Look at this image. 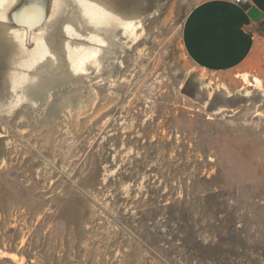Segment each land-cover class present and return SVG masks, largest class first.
Instances as JSON below:
<instances>
[{
	"label": "rangeland",
	"instance_id": "1",
	"mask_svg": "<svg viewBox=\"0 0 264 264\" xmlns=\"http://www.w3.org/2000/svg\"><path fill=\"white\" fill-rule=\"evenodd\" d=\"M111 1L104 46L82 2L0 0V264H264V53L198 70L201 0Z\"/></svg>",
	"mask_w": 264,
	"mask_h": 264
},
{
	"label": "crops",
	"instance_id": "2",
	"mask_svg": "<svg viewBox=\"0 0 264 264\" xmlns=\"http://www.w3.org/2000/svg\"><path fill=\"white\" fill-rule=\"evenodd\" d=\"M182 46L198 70L221 74L252 68L264 53V0H201L185 17Z\"/></svg>",
	"mask_w": 264,
	"mask_h": 264
},
{
	"label": "bare ground",
	"instance_id": "3",
	"mask_svg": "<svg viewBox=\"0 0 264 264\" xmlns=\"http://www.w3.org/2000/svg\"><path fill=\"white\" fill-rule=\"evenodd\" d=\"M82 2V10L85 14V21H88V25L87 26H92L94 25H100L101 26V34L100 35V42L104 45L107 46L108 45V41L106 40V36L108 35V31L111 29L113 30L114 28H116L117 25H121L125 28V30H129L131 29V21L129 19H126L124 17H122L121 14L116 13L113 10V6L114 4L112 3L111 0H69V4L73 7H77L78 4H80ZM34 4L31 3V5L26 6L25 8H32V7H38V4H35V6H33ZM25 8L22 10V12L19 14V16L17 15V20L19 22H25L26 25L31 26L32 24H34V20L38 19L36 18L37 16L30 17L27 16V14H24V12H26ZM41 11V9H40ZM34 15V14H33ZM124 21V23H123ZM92 23V24H91ZM106 26V27H105ZM107 28V29H104ZM24 38L25 36L28 34V30H24ZM125 32V31H124ZM26 39V38H25ZM88 42H90V45L92 43H94L93 39H86ZM89 62L91 65H95L98 69V71H100L102 69V53L101 50L94 47V46H90L87 49H84V51H82L79 59H78V67H80L82 71H86V69L84 68L86 63ZM76 65V67H77ZM243 79L246 83L248 84H252L250 82L249 79V75L244 74L243 75ZM203 81V80H202Z\"/></svg>",
	"mask_w": 264,
	"mask_h": 264
},
{
	"label": "built area",
	"instance_id": "4",
	"mask_svg": "<svg viewBox=\"0 0 264 264\" xmlns=\"http://www.w3.org/2000/svg\"><path fill=\"white\" fill-rule=\"evenodd\" d=\"M237 4H243L249 2V0H235Z\"/></svg>",
	"mask_w": 264,
	"mask_h": 264
},
{
	"label": "water",
	"instance_id": "5",
	"mask_svg": "<svg viewBox=\"0 0 264 264\" xmlns=\"http://www.w3.org/2000/svg\"><path fill=\"white\" fill-rule=\"evenodd\" d=\"M0 7H1V5H0ZM22 25H24V23H22ZM26 27L27 28H29V29H32V28H34V26L32 25V26H28V25H26Z\"/></svg>",
	"mask_w": 264,
	"mask_h": 264
}]
</instances>
